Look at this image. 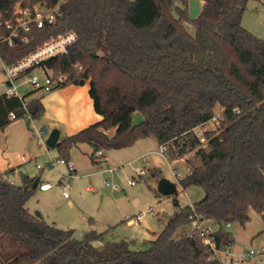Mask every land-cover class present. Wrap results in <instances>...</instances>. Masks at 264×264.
Masks as SVG:
<instances>
[{
    "label": "trees",
    "instance_id": "trees-1",
    "mask_svg": "<svg viewBox=\"0 0 264 264\" xmlns=\"http://www.w3.org/2000/svg\"><path fill=\"white\" fill-rule=\"evenodd\" d=\"M59 1L0 0V12L11 18L17 3L52 7ZM187 1L64 0L54 22L21 32L27 42L0 40L1 59L13 64L51 37L76 33L67 54L43 65L55 77L66 76L51 89L88 82L102 118L57 142L64 159L73 147L88 143L91 160L102 164L104 151L152 137L159 145L169 143L170 159L193 153L179 183L204 191L198 201L179 207L146 249L136 250L126 240L105 241L95 229L77 238L73 229L31 212L27 202L39 177L25 174L16 184L9 179L14 167L0 170V264H223L209 259V247L197 233L176 232L195 219L208 220L216 225L210 235L220 246L233 243L227 224L246 223L251 209L264 222V37L242 24L248 0H202L193 21L185 14ZM184 21L194 24L195 34ZM35 91L0 94V130L18 119L30 122L28 114L43 116L42 96ZM217 108L223 120L201 142L192 129ZM136 112L144 122L134 127Z\"/></svg>",
    "mask_w": 264,
    "mask_h": 264
},
{
    "label": "rangeland",
    "instance_id": "rangeland-1",
    "mask_svg": "<svg viewBox=\"0 0 264 264\" xmlns=\"http://www.w3.org/2000/svg\"><path fill=\"white\" fill-rule=\"evenodd\" d=\"M197 2L200 5L205 3L202 0ZM185 10L188 15V1ZM174 12L177 15V11ZM242 24L257 36L264 37V0H248ZM184 25L189 33L195 34L196 27L193 23L184 21ZM4 67L5 63L0 57V94L5 93L7 87ZM35 73L41 81L45 80L46 75L41 70L37 69ZM20 89L22 95L32 90L28 83ZM44 92L45 90L35 91L34 96H41ZM219 110L220 108L216 109ZM23 120H16L18 124L15 126L22 124ZM40 120L41 118L32 119L29 122L32 140H10L9 159L12 162L18 161L19 154H26L28 159L18 162L20 164L9 175V179L19 184L26 174L50 183L52 188L49 190L44 191L38 187L27 205L31 212L42 214L49 222H55L64 229H73L77 238H83L86 232L95 229L104 233L105 241L126 240L130 248L144 250L148 247V240L157 236L179 207L193 204L204 196L201 187L184 189L179 183V179L189 171L186 159L193 153L170 159L168 155L163 156L158 152L160 145L152 137L139 139L131 147L104 151L108 161L102 164L91 160L92 147L83 143L71 149L66 164L58 163L53 166L49 163L50 159L58 161L64 157L56 146L48 147L46 144L52 130L42 135V142L39 137L33 136L34 129L42 128ZM114 131L115 129H110L109 135H113ZM7 136L9 135L0 131V168L8 166L9 160H6L4 150ZM74 168L76 171H71ZM140 169L144 170L143 174ZM154 170L157 174L152 176ZM162 177L176 182L177 194L157 193L158 180ZM148 209H152L153 213H148L137 224L128 222L127 218H134ZM249 214L250 219L246 223L233 222L227 227L233 235V250L241 254L264 245L262 216L254 209ZM205 222L209 227H215L208 220ZM181 235L180 229L176 236ZM102 242L96 241L95 244L98 246ZM250 264H254L253 260Z\"/></svg>",
    "mask_w": 264,
    "mask_h": 264
},
{
    "label": "built area",
    "instance_id": "built-area-1",
    "mask_svg": "<svg viewBox=\"0 0 264 264\" xmlns=\"http://www.w3.org/2000/svg\"><path fill=\"white\" fill-rule=\"evenodd\" d=\"M62 1L64 0H60L52 7H46L40 4L30 7L17 3L14 6L13 16L11 18H4L0 12V30L2 28L8 30V34H2L0 31V40L8 42L9 45H15L18 40L27 42L29 40L28 36L22 35L21 32H29L32 29V26L42 27L46 23L54 22L62 15ZM76 39V33L72 30H68L63 34L51 37L16 63H5L4 72L7 85L5 93L9 96L17 95L21 97L22 94L20 88L25 83H28L32 89L39 90H50L54 86L61 85L66 80V76L59 75L55 77L53 71L45 67L43 62L53 56L67 54L70 45L74 43ZM37 69L41 70L42 73L46 75L44 81H41L39 75L35 73ZM23 104L26 106V101H24ZM11 117L15 118V113L12 112ZM27 118L32 120L29 114L27 115ZM222 120L223 113L219 110L216 111L209 120L198 124L192 130L200 141L204 142L205 132L209 129H216L221 124ZM33 134L39 137L42 142V135L45 134V130L42 128L34 129ZM159 147L160 149L158 152L163 156L167 155L169 143H162ZM97 154L102 156V151H99ZM24 156L27 155L24 154ZM101 159L104 160L105 158L101 157ZM58 161H55V159L52 158L49 163L53 166H56L58 163H67V160L64 158H60ZM68 165L71 166L70 163ZM38 166L40 167V165ZM71 171H74V169ZM140 173L143 174L144 170L140 169ZM39 188L47 190L52 188V185L48 182H40ZM64 195L67 196V193H64ZM148 213H153V210L148 209L147 211L138 213L134 218H127L128 222L137 224ZM230 224L231 223H228L227 226H230ZM188 226V234L192 235L197 233L202 238L203 242L208 245L210 260L218 259L223 264H250L253 260L254 264H264V245L256 250L250 249L247 253L241 254L234 251L231 244L219 246L214 236L210 235L212 228L206 225L205 221L195 219Z\"/></svg>",
    "mask_w": 264,
    "mask_h": 264
},
{
    "label": "crops",
    "instance_id": "crops-1",
    "mask_svg": "<svg viewBox=\"0 0 264 264\" xmlns=\"http://www.w3.org/2000/svg\"><path fill=\"white\" fill-rule=\"evenodd\" d=\"M89 89L90 86L89 83L87 82L82 85L71 83L50 90H45L44 94L41 95L45 111L40 120L41 121L40 125L42 129L45 130V134L48 132V130L57 129L59 131V139H58L59 141L62 137L74 134L82 130L86 126L95 123L102 118V116L99 113H97L95 110L94 102L89 93ZM23 119L24 118L18 120H23ZM23 121L24 122H21L22 124H19V126H15L18 123L14 121L10 125H8L5 129L0 130L3 131V133L9 135L5 138V142H4L5 143L4 150L6 153L5 158L6 160H9L8 166L7 168H0L1 171L8 169L10 167H14L16 169V166H18V164L28 159V156H24V154H19L18 157L20 159L18 161H13V162L8 157L10 155V153L8 152V149L10 147V140L14 142L32 140V136H31L32 131L29 127L30 124L26 119ZM10 134H12L11 137ZM33 136L37 137L34 134ZM32 158L33 157H29V159ZM107 161L108 160L106 159V162ZM74 171H76L75 168ZM40 182H46V181L40 180ZM211 228L215 229L216 225L214 228L213 227ZM188 231H189V226L181 228V232H182L181 236L188 234Z\"/></svg>",
    "mask_w": 264,
    "mask_h": 264
},
{
    "label": "water",
    "instance_id": "water-1",
    "mask_svg": "<svg viewBox=\"0 0 264 264\" xmlns=\"http://www.w3.org/2000/svg\"><path fill=\"white\" fill-rule=\"evenodd\" d=\"M201 12V5L197 2V0H189V19L191 21L195 20L197 16ZM144 122V117L140 112H136L134 115L133 126H138ZM59 139V131L57 129L52 130L49 134L46 144L48 147H55ZM38 182H34V188H37ZM157 190L159 193L170 195L173 194L177 190V184L174 181H171L167 178H160L157 184ZM176 205H179L177 201H175Z\"/></svg>",
    "mask_w": 264,
    "mask_h": 264
}]
</instances>
